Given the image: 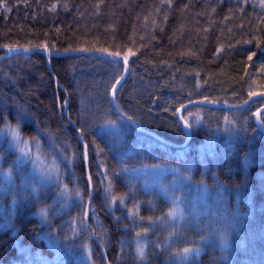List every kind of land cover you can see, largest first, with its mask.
I'll use <instances>...</instances> for the list:
<instances>
[{"label": "trees", "instance_id": "1", "mask_svg": "<svg viewBox=\"0 0 264 264\" xmlns=\"http://www.w3.org/2000/svg\"><path fill=\"white\" fill-rule=\"evenodd\" d=\"M2 48L127 60L119 106L183 143L184 104H242L264 93V0H0ZM48 64L42 53L0 60V264H106L85 226L91 192L80 136L94 184L90 230L110 264H264V135L254 123L264 99L243 110L188 109L193 139L177 149L114 109L124 64L52 57L65 90ZM10 130L54 170L53 182L11 147ZM148 168L174 172L149 184L140 174ZM175 179L219 195L231 215L219 224L229 246L213 239L214 225L195 222L206 217L174 215L180 205L190 214L192 204ZM185 249L201 252L187 259Z\"/></svg>", "mask_w": 264, "mask_h": 264}, {"label": "water", "instance_id": "2", "mask_svg": "<svg viewBox=\"0 0 264 264\" xmlns=\"http://www.w3.org/2000/svg\"><path fill=\"white\" fill-rule=\"evenodd\" d=\"M1 50L5 51L6 55L0 56V60H7V59H10V58H13L16 56L31 55L34 53L44 54L48 58L49 69H50V71L54 77L57 89L61 88L63 90H65L64 87L60 84L56 74L54 73V71L52 69V65H51V58L52 57L64 58V57H74V56H93V57L102 58V59H105L108 61L124 64L125 68H124L123 75L118 80V82L116 83V85L112 91V95H111L112 105H113L114 109L117 111V113L126 122H128L137 131L144 133L146 135H149V136L157 139L158 141H160V142H162V143H164L170 147L177 148V149L186 148L187 146H189V144L191 143V141L193 139L192 126L190 125V123L185 118V113L188 109L193 108V107H207V108H211V109H220V110H243V109L249 108L256 101L264 99V93H259V94H255V95L251 96L245 103H242V104L218 103V102H213V101H208V100H203V99L194 100V101H191V102L184 104L181 108H179V110L177 112V116H178V120L181 124V127L186 134V140L183 143H178V142H175V141H172V140H169V139L163 137L162 135L156 133L153 130L145 128L144 126H142L141 124H139L138 122H136L135 120L130 118L122 110V108L119 106V104L117 102V96H118L119 91L123 87V85L126 83L128 76H129V71H130V64L127 60L121 59V58H118V57H115L112 55H107V54L92 52V51H85V50L69 51V52H61V53H55V52H52V51L45 49V48H36V49H30V48L5 49V48H2V49H0V51ZM68 107H69V103H67L66 107H65L66 113H67ZM263 115H264V106L255 112L254 123H255L256 127L258 128V130L264 135ZM67 116L69 117L70 121H72V119L70 118V116L68 114H67ZM74 126L80 132L76 122L74 123ZM80 141L82 142L84 149H85L83 156H84V160H85L86 172L88 175V180H89V184H90V192H91L90 200H89V203H88L87 208H86L85 226H86V229L88 230V233L90 234V236L96 241L98 246L101 248V251H102L103 257L106 261V264H110L106 250L104 249L100 239L98 238V236L95 233H93L90 230V215L92 212V201H93V197H94V184H93V180H92V176H91V171L89 168V147H88L83 136H80Z\"/></svg>", "mask_w": 264, "mask_h": 264}, {"label": "rangeland", "instance_id": "3", "mask_svg": "<svg viewBox=\"0 0 264 264\" xmlns=\"http://www.w3.org/2000/svg\"><path fill=\"white\" fill-rule=\"evenodd\" d=\"M125 67V66H124ZM219 103V102H218ZM7 138L11 139V147L15 148L16 151L20 153V155L25 158L27 156L28 158L32 157L31 163L34 162L33 170L38 175V178L46 183L53 182L54 180V170L51 168H46L42 164V160L40 157H37V155L33 156L34 153L31 151L30 145L27 143H24L21 141L20 136L15 132V130H10L7 132ZM210 148L213 147V145H209ZM35 157V158H34ZM34 159V160H33ZM41 162V163H40ZM174 170L170 169H164V168H148L147 170L140 172L141 175H146L148 177L149 184H156L161 180V177L168 173H172ZM181 178V177H180ZM175 183L179 185V187L187 188V191L189 195L192 197L191 205H190V212L186 210V208L182 205H180L174 212L175 216H187L192 215L195 217L196 220L202 219L206 217V222L202 219L203 222H198L199 224L208 225L211 227L214 225V230L212 229V232L214 233L213 239L219 237V240H222V244L229 246L230 245V239L225 234L224 229L219 226L220 223L224 225V222L228 219H230L231 215H228L229 212L223 208V212H221L220 207V200L219 195L212 192V190L207 187L206 185H203L201 187H197L196 185H185L184 181L182 179H175ZM188 181V180H187ZM189 196V197H190ZM226 213V214H225ZM238 216V212L235 213ZM224 216V218L222 216ZM212 239V237L210 238ZM201 252L200 249L193 250L187 252L188 258H194L197 255H199ZM20 264V263H17Z\"/></svg>", "mask_w": 264, "mask_h": 264}, {"label": "snow or ice", "instance_id": "4", "mask_svg": "<svg viewBox=\"0 0 264 264\" xmlns=\"http://www.w3.org/2000/svg\"><path fill=\"white\" fill-rule=\"evenodd\" d=\"M188 251V249H185V252H187Z\"/></svg>", "mask_w": 264, "mask_h": 264}]
</instances>
